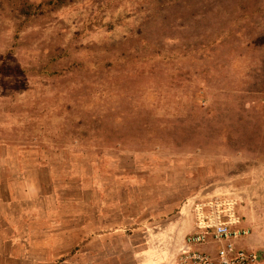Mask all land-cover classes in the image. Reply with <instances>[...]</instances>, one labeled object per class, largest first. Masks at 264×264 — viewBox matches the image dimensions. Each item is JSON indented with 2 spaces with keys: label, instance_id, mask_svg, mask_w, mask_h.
I'll return each instance as SVG.
<instances>
[{
  "label": "crops",
  "instance_id": "crops-1",
  "mask_svg": "<svg viewBox=\"0 0 264 264\" xmlns=\"http://www.w3.org/2000/svg\"><path fill=\"white\" fill-rule=\"evenodd\" d=\"M249 13L248 64L264 74V0ZM37 86L27 92L48 93L34 113L38 126L26 113L22 130L0 135V264H179L188 250L215 259L211 240L185 242L196 231L194 203L215 195L236 197L234 227L245 233L234 244L264 264V147L217 139L176 153L152 144V129H127L121 99L113 105L85 87L77 100L76 84L65 94Z\"/></svg>",
  "mask_w": 264,
  "mask_h": 264
},
{
  "label": "rangeland",
  "instance_id": "rangeland-1",
  "mask_svg": "<svg viewBox=\"0 0 264 264\" xmlns=\"http://www.w3.org/2000/svg\"><path fill=\"white\" fill-rule=\"evenodd\" d=\"M260 1L0 0L1 137L26 113L38 126L48 93L37 85L65 94L76 84L74 99L88 87L126 102L127 129H152L151 143L176 153L217 139L264 147V74L247 59L249 12Z\"/></svg>",
  "mask_w": 264,
  "mask_h": 264
},
{
  "label": "built area",
  "instance_id": "built-area-1",
  "mask_svg": "<svg viewBox=\"0 0 264 264\" xmlns=\"http://www.w3.org/2000/svg\"><path fill=\"white\" fill-rule=\"evenodd\" d=\"M234 196L215 195L197 200L193 205L196 231L187 235L185 242L196 245L212 241L217 244L216 257L199 251H184L179 264H258L260 255L238 248L234 239L244 234L235 229L239 218Z\"/></svg>",
  "mask_w": 264,
  "mask_h": 264
}]
</instances>
